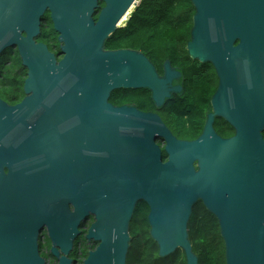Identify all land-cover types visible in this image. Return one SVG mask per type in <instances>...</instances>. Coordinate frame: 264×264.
<instances>
[{"label":"water","instance_id":"95a60500","mask_svg":"<svg viewBox=\"0 0 264 264\" xmlns=\"http://www.w3.org/2000/svg\"><path fill=\"white\" fill-rule=\"evenodd\" d=\"M190 2L185 50L218 79L195 140L108 102L145 89L161 106L181 90L168 86L179 76L169 61L160 77L141 52L104 49L136 0H0V54L16 47L26 69L22 100H0V264H46L47 240L56 264H75L89 218L84 238L96 245L82 264H126L138 202L159 257L181 249L198 264L187 233L198 201L218 222L225 264H264V0ZM45 11L60 59L33 40ZM215 117L233 136L215 133Z\"/></svg>","mask_w":264,"mask_h":264},{"label":"trees","instance_id":"16d2710c","mask_svg":"<svg viewBox=\"0 0 264 264\" xmlns=\"http://www.w3.org/2000/svg\"><path fill=\"white\" fill-rule=\"evenodd\" d=\"M193 14L194 8L190 0H141L129 14L125 25L116 29L104 42L106 50L131 49L141 52L158 72L161 71L162 64L166 60L180 72L183 79L182 96L174 101H166V115L163 119L169 124L167 127L169 126L171 133L181 140H192L200 134L205 119L204 114L210 107L209 99L215 87L208 82L210 72L213 71L210 64H200L196 60H191L185 50L190 37ZM96 17L97 15L93 16L94 19ZM42 30L48 35L49 48L54 51L55 56H59L57 59H60L57 33L52 29L51 23L47 22ZM5 62L7 59L0 56L2 75L0 97L8 104H14L23 96L21 81L26 69L22 67L18 55L9 60L10 65H6ZM10 70L20 72L17 75L16 88L12 92L3 87L10 83L8 76ZM133 91L140 94V100L136 101L132 97ZM120 92L125 95L126 101H136L140 110H153V103L147 90H120ZM229 134L226 132L224 136ZM162 160H166L163 151ZM147 213V205L138 202L129 223L130 243L126 264H185V256L181 249H176L166 257H159L158 246L149 235ZM83 225L84 223L81 226ZM84 233L85 231L81 232L75 240L69 255L74 263L78 262L77 264H82L88 252L85 246L79 248L80 242L86 243ZM187 233L198 264H225L224 244L219 234L218 222L206 211L200 201L192 206ZM42 235L46 238L45 231ZM95 244L91 246V250L94 249ZM39 249L40 255L45 260H54L49 252L46 254L42 252V245Z\"/></svg>","mask_w":264,"mask_h":264},{"label":"flooded vegetation","instance_id":"af4514ba","mask_svg":"<svg viewBox=\"0 0 264 264\" xmlns=\"http://www.w3.org/2000/svg\"><path fill=\"white\" fill-rule=\"evenodd\" d=\"M99 5H100V8L101 7H103V3L102 2H100L99 1ZM50 23V20H49V15H48V12L47 11H45L44 12V14L42 15V18H41V22H40V31H39V33L37 34V36L36 37H34V42L35 43H40V44H43V45H45L46 47H47V49H48V51L49 52H51V53H53L54 54V51H52L50 48H49V45H50V41H49V39H48V35H47V33H44V31L42 30V27L43 26H45V24L46 23ZM47 27V26H46ZM3 53V52H2ZM2 53L0 54V56H2ZM8 54V56L10 57V58H8V56H6ZM18 55V53H17V50H16V47H11L10 49H9V51L4 55V56H2L4 59H7V62H5V64L6 65H10V63H9V60H11L12 58H15L16 56ZM166 61H168V60H166ZM165 62V61H164ZM164 62H163V64H162V68H161V71L160 72H158V70L156 69V72H157V74L161 77V76H163V66H164ZM211 66V65H210ZM170 67L171 68H173L178 74H179V76H177V77H173L171 80H170V82H169V84H168V86L169 87H179L181 90L178 92V93H170V97L169 98H167V99H165L164 100V102H163V104L161 105V106H156L153 102V110H151V111H144V112H153V113H156V114H158L159 116H160V118L162 119V121L164 122V119H163V116L164 115H166V109H165V103H166V101L167 100H170V101H174L177 97H181L182 96V83H183V79H182V77H181V74H180V72L178 71V70H176V68H174L173 66H171L170 65ZM213 69V68H212ZM214 71V70H213ZM210 72V74L212 75V77H211V79L213 80V82H214V85H215V87H214V91L216 90V88H217V84H218V79H217V77H216V75H215V72ZM214 73V74H213ZM18 74H20V72L19 71H17V70H13V71H9L8 72V76H9V78H10V83H9V85L8 86H6V85H3V87H4V89H8L10 92H12V91H14L15 90V86H16V83H17V75ZM25 78H26V72L24 73V76H23V78H22V84H21V89H22V92H23V82H24V80H25ZM215 78V79H214ZM1 79H2V75H1V73H0V92H2V89H1ZM120 90H123V89H120ZM120 90H114L113 92H111V94H110V96H109V99H108V102L110 103V104H112L114 107H121V106H125V107H130V108H135V109H137V110H139V111H143V110H140V108L137 106V99L138 100H140L141 99V97H140V94H138V93H134L135 91H133V98L136 100V101H126L127 99H126V97H125V95L123 94V93H121L120 92ZM214 91H213V93H214ZM212 93V94H213ZM212 94H211V96H212ZM112 95H114L113 97H112ZM128 95V94H127ZM24 97V92H23V96L20 98V100L18 101V102H16V103H14V104H8L6 101H4L1 97H0V100H2V101H4L6 104H8V105H15V104H17V103H19L21 100H22V98ZM211 98V97H210ZM126 99V100H125ZM109 100H111V101H109ZM209 106H210V99H209ZM211 112V108L209 107V109H206V111H205V119H206V116L209 114ZM205 119H204V121H203V124H204V122H205ZM164 124L167 126V124L164 122ZM212 126H213V129H214V131H215V133L218 135V136H220L221 138H224V139H226V138H230L231 136H233V134H234V131H233V129L225 122V121H223L222 119H220V118H214V120H213V123H212ZM202 127H203V125H202ZM168 129H169V127H167ZM226 129H228V136H224V130H226ZM170 130V129H169ZM202 131V130H201ZM200 134H201V132H200ZM199 134V135H200ZM199 135L196 137V138H194V139H192V140H195V139H197L198 137H199ZM158 143V142H157ZM196 163H194V165H195ZM207 211V210H206ZM42 235V234H41ZM43 238H44V236H43ZM49 248H50V246H48L47 248L46 247H44V245L42 246V252L43 253H48L49 252ZM88 251V250H87ZM80 253V252H79ZM44 258V257H43ZM45 259V258H44ZM47 260V259H46ZM53 262H55V264H56V261L55 260H53ZM75 263H78L77 261H75Z\"/></svg>","mask_w":264,"mask_h":264},{"label":"rangeland","instance_id":"374dc122","mask_svg":"<svg viewBox=\"0 0 264 264\" xmlns=\"http://www.w3.org/2000/svg\"><path fill=\"white\" fill-rule=\"evenodd\" d=\"M140 1L141 0H137L136 1V5L135 6H132L131 8H130V11H129V13H128V15H127V17H126V20L128 19V17H129V14L131 13V11L140 3ZM126 20L124 21V25H125V22H126ZM9 49L10 48H7V49H5L4 51H3V53H2V56H4L8 51H9ZM6 56H8V54L6 55ZM211 77H212V75H209V77H208V82L209 83H212V84H214V82H213V80L211 79ZM215 79V78H214ZM167 125H169L168 123H167ZM169 127V126H168ZM226 132H228V129H226V130H224V133H226ZM178 139V138H177ZM92 223V219L91 218H89V219H87V220H85L84 221V225L80 228V231L83 233V231H85V233H84V236H85V234H86V231H87V229H88V227H89V225ZM42 232H44V230L42 231ZM41 232V233H42ZM42 237H43V235H41ZM42 239L43 238H41L40 239V242L42 241ZM43 245H44V247H48V246H50V243H49V241L47 240V241H45L44 243H42ZM95 243L94 242H92V241H90V242H87L86 241V243H83V242H80V245H79V248H83V246H85L86 247V249L89 251V250H91V246H93ZM42 245V246H43ZM96 245V244H95ZM45 263L46 264H55V262H53L52 260H50V259H47V260H45ZM75 264H77V263H75Z\"/></svg>","mask_w":264,"mask_h":264},{"label":"bare ground","instance_id":"6f19581e","mask_svg":"<svg viewBox=\"0 0 264 264\" xmlns=\"http://www.w3.org/2000/svg\"><path fill=\"white\" fill-rule=\"evenodd\" d=\"M137 1V0H136ZM127 17V16H126ZM126 20V18L125 19H123V20H121L119 23H118V25H121V24H123V22Z\"/></svg>","mask_w":264,"mask_h":264}]
</instances>
